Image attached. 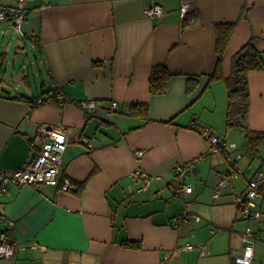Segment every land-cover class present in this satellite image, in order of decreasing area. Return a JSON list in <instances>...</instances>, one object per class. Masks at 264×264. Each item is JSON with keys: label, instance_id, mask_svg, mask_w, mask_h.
<instances>
[{"label": "crops", "instance_id": "obj_1", "mask_svg": "<svg viewBox=\"0 0 264 264\" xmlns=\"http://www.w3.org/2000/svg\"><path fill=\"white\" fill-rule=\"evenodd\" d=\"M185 1L49 0L44 10L42 0L26 3L23 37L3 48L15 46L19 54L21 39L30 42L39 55L42 89L34 93L22 86L23 66L21 82L0 80V168L27 166L38 150L33 136L41 127H60L67 148L59 179H68L71 189L0 191V217L7 220L0 230L17 243L14 256L0 264H233L243 232L234 231L242 228L235 220L234 196L245 190L248 177L229 181L219 200L208 202L222 172L240 168L251 175L264 169V145L253 159L243 145V130L226 129V87L222 81L208 84L217 63L214 25L235 24L223 56V74L229 76L234 54L248 41L264 53V0H191L193 11L181 17ZM16 2L0 0V6ZM155 4L164 16L145 17L143 9ZM8 28L15 33L9 22H1L0 35ZM2 55L6 59L8 53ZM161 65L172 75L169 87L151 95L150 73ZM190 79L195 87L187 91ZM247 85L243 124L264 132V70L249 73ZM57 88L68 102L35 106L43 92ZM85 100L104 109L117 102L120 111L111 121L87 116L77 105ZM133 104L147 107L145 119L129 115ZM202 128L237 145L240 158L234 165L209 151ZM81 137L94 149L87 150ZM192 168L208 184V194L182 183ZM137 170L149 180L144 192L138 191ZM183 185H191L193 193L178 196L175 190ZM257 203L264 209V186ZM183 213L200 221L176 225ZM219 230H226L225 236ZM186 244L206 245L207 256L185 250Z\"/></svg>", "mask_w": 264, "mask_h": 264}, {"label": "built area", "instance_id": "obj_2", "mask_svg": "<svg viewBox=\"0 0 264 264\" xmlns=\"http://www.w3.org/2000/svg\"><path fill=\"white\" fill-rule=\"evenodd\" d=\"M32 0H17L14 6H0V23L9 22L13 31L16 34H22V24L26 20V3ZM49 0H42L41 10L48 7ZM194 9L192 1H185L180 9V16L183 17L186 13L192 12ZM143 15L148 18H161L164 16V11L161 6L155 4L145 7ZM52 99L60 103H66L65 96L59 88L55 93L51 94ZM43 99H37L35 105L41 104ZM77 105L82 108L87 116H97L105 121H111L112 118L119 113V104L111 102L106 109L100 108L93 100L80 101ZM209 143V151L212 154H219L221 161L234 165L240 155L237 154L235 143L229 142L225 138L219 137L211 129H198ZM35 145L38 147L34 157L30 163L19 169L4 171L0 168V191L7 193L11 186H56L62 192L71 189L68 179H59V174L64 167L62 155L67 148V136L63 128L41 127L32 138ZM80 142L84 144L87 150L94 149L93 144L86 138L81 137ZM143 152H136L135 156L141 158ZM235 167V166H232ZM180 173L184 171L183 166L178 167ZM135 177L142 181V186L138 191L144 192L149 185L148 177L140 170L134 174ZM240 176H247L246 188L244 191L235 193L234 204L236 208L235 220L245 222L247 225L241 234L242 248L239 254L233 253V264H255V249L257 241H263L261 234L264 232V209L258 205L260 191L264 186V169H258L253 174L240 168H232L228 172H222L212 190L213 201L219 200L223 189L228 185L229 181ZM178 196L191 195L193 188L191 185H183L175 190ZM185 220L200 221L199 216L183 213L176 219V225ZM3 217H0V224L6 223ZM249 222H254L256 227L249 226ZM10 226H13L12 221H8ZM17 248V243L5 232L0 230V261L8 260L14 256ZM184 249L187 251H197L201 257L207 256V248L204 244L191 245L186 244ZM260 264H264V261Z\"/></svg>", "mask_w": 264, "mask_h": 264}, {"label": "trees", "instance_id": "obj_3", "mask_svg": "<svg viewBox=\"0 0 264 264\" xmlns=\"http://www.w3.org/2000/svg\"><path fill=\"white\" fill-rule=\"evenodd\" d=\"M234 23H216L215 31V53L217 63L214 73L211 75L208 84L213 81H222L227 90V109L225 117L226 129L241 128L244 132V147L249 156L253 159H259V149L264 145V132H255L248 130L243 124L247 109L249 106V90L247 85V75L251 72L264 70V53L257 49L252 41H248L233 56L231 63V72L229 76L223 74V56L229 40L234 32ZM172 75L165 65L156 66L151 70L149 77V86L151 95L164 94L171 80ZM193 79L189 80L187 91L195 87ZM51 91H46L39 98L43 99L39 105L58 104L64 105L52 99ZM37 106V105H35ZM148 110L146 106L133 104L129 115L145 119ZM125 246L138 248V243L126 242Z\"/></svg>", "mask_w": 264, "mask_h": 264}, {"label": "rangeland", "instance_id": "obj_4", "mask_svg": "<svg viewBox=\"0 0 264 264\" xmlns=\"http://www.w3.org/2000/svg\"><path fill=\"white\" fill-rule=\"evenodd\" d=\"M22 33H23V29H22ZM23 34H16L13 33L12 30H10L8 28V32L5 35H0V55H2L3 52H7V58L6 59H2L0 57V80H3L6 84H14V83H18L21 82L20 81V74H21V68L23 66V70L24 71V75H26V83L25 80L22 81V86L26 87L27 90H32L34 93H37L38 91H40L42 89L41 87V83H42V77L39 71V62H36V57L37 59H39V55H37L36 50L30 49L31 44L30 42L21 39V49L19 50V54H15L14 50H15V46L16 43L18 42V39L22 38ZM11 42V44H15V46H13L12 48H9V50H5L3 48V45L6 43ZM44 91V90H43ZM240 144V149H242L243 147L241 146L242 144ZM253 163L255 164V161H253ZM195 176H197L195 178ZM202 178L199 177V175L196 173L194 175L191 176H187L185 180H182V183L187 184L190 183L193 185V187H199L202 191L201 193L206 195L208 194L205 190L207 188L206 183L202 182L201 180ZM237 185L239 182H236ZM194 190V189H193ZM208 202V201H207ZM213 200L211 199L210 202H208V205H212ZM238 224V222H236ZM242 223V228L240 230H237L236 228H234V231L239 232L244 230V228L246 227V223L245 222H241ZM249 226H255L254 222H249L248 223ZM217 230V229H216ZM225 231L226 230H219L218 232L223 233V236H225ZM217 232V233H218ZM220 233V234H221ZM232 233V232H230ZM230 233H227L230 234ZM237 236V233L235 234ZM262 238H264V232L261 234ZM238 242V240H237ZM236 249V248H233ZM255 264H257V261L261 260L263 261L264 259V243L263 241H257L256 244V249H255Z\"/></svg>", "mask_w": 264, "mask_h": 264}, {"label": "water", "instance_id": "obj_5", "mask_svg": "<svg viewBox=\"0 0 264 264\" xmlns=\"http://www.w3.org/2000/svg\"><path fill=\"white\" fill-rule=\"evenodd\" d=\"M196 172H197V169L192 168L191 170L185 172L182 179L185 180L187 176H191L192 174H195Z\"/></svg>", "mask_w": 264, "mask_h": 264}]
</instances>
